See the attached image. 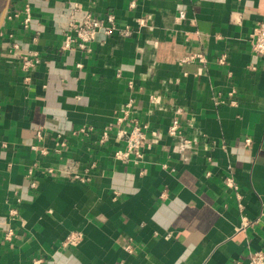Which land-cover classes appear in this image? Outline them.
<instances>
[{
  "label": "crops",
  "instance_id": "obj_1",
  "mask_svg": "<svg viewBox=\"0 0 264 264\" xmlns=\"http://www.w3.org/2000/svg\"><path fill=\"white\" fill-rule=\"evenodd\" d=\"M89 14L131 36L65 48ZM261 24L264 0H0V264L264 252ZM191 54L206 63L179 64ZM26 59L39 63L26 71ZM176 117L185 149L168 134ZM134 122L146 141L121 162L119 131Z\"/></svg>",
  "mask_w": 264,
  "mask_h": 264
},
{
  "label": "built area",
  "instance_id": "obj_2",
  "mask_svg": "<svg viewBox=\"0 0 264 264\" xmlns=\"http://www.w3.org/2000/svg\"><path fill=\"white\" fill-rule=\"evenodd\" d=\"M179 18L181 20H184L186 18L185 13H180ZM29 21L30 19L29 17H27L25 23H28ZM100 31H104V33L108 36H111L115 33H119L124 37L131 36L130 31L127 28L122 31V29H119L117 27L115 15L108 14L106 19L104 20L89 14L80 23H72L69 25L65 48L68 49L74 42H79L81 47L84 48L87 44L93 42L96 39V36ZM252 38V51L259 56H264V24H261L254 30ZM196 62L205 64V56L202 54H191L182 59L179 64L184 65ZM225 62L226 57L223 56L219 60V63L224 64ZM38 63V60L26 59L23 66L26 71H29ZM125 116H127V112H125ZM124 119L125 118L119 119V122H123ZM180 127L181 122L179 117L174 118L168 129V134L170 137L176 138L179 142L180 147H183V149H185L190 144V142L180 136ZM103 136L104 142L107 139V134H104ZM119 138L125 140L126 146L123 150H120L116 153L117 160L125 163L128 162L130 153L135 154L137 157L141 156L140 151L144 142L146 141L145 127L137 122H134V125L129 131L127 129H121L119 131ZM228 184L234 190H237L233 179H229ZM77 236L70 239L71 244H74L76 242ZM248 264H264V252L256 251L252 253L248 259Z\"/></svg>",
  "mask_w": 264,
  "mask_h": 264
}]
</instances>
